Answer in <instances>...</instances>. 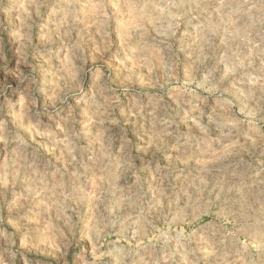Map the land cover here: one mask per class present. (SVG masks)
<instances>
[{
  "label": "clouds",
  "instance_id": "obj_1",
  "mask_svg": "<svg viewBox=\"0 0 264 264\" xmlns=\"http://www.w3.org/2000/svg\"><path fill=\"white\" fill-rule=\"evenodd\" d=\"M0 264H264V0H0Z\"/></svg>",
  "mask_w": 264,
  "mask_h": 264
}]
</instances>
